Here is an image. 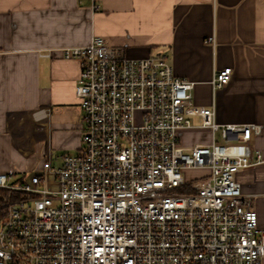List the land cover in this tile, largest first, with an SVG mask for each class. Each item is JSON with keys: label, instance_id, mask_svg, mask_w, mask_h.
Returning a JSON list of instances; mask_svg holds the SVG:
<instances>
[{"label": "built area", "instance_id": "1", "mask_svg": "<svg viewBox=\"0 0 264 264\" xmlns=\"http://www.w3.org/2000/svg\"><path fill=\"white\" fill-rule=\"evenodd\" d=\"M61 55L80 67L81 147L57 165L48 153L24 182L0 174L15 192L0 206V264H263L264 231L235 178L264 164L249 147L259 127L217 124L163 54L128 58L92 35ZM230 79L214 72L212 91ZM190 130L208 141L183 147Z\"/></svg>", "mask_w": 264, "mask_h": 264}, {"label": "crops", "instance_id": "2", "mask_svg": "<svg viewBox=\"0 0 264 264\" xmlns=\"http://www.w3.org/2000/svg\"><path fill=\"white\" fill-rule=\"evenodd\" d=\"M92 35L128 58L165 55L173 75L193 84V104L214 107L217 124L259 127L249 147L264 160V0H0V174L11 182L37 173L48 153L57 165L80 149V67L61 49ZM225 67L230 82L212 91ZM200 131L181 132V145L207 142V131L203 141L181 140ZM235 178L264 231V164Z\"/></svg>", "mask_w": 264, "mask_h": 264}, {"label": "rangeland", "instance_id": "3", "mask_svg": "<svg viewBox=\"0 0 264 264\" xmlns=\"http://www.w3.org/2000/svg\"><path fill=\"white\" fill-rule=\"evenodd\" d=\"M192 123L193 124H198V122L197 121H192ZM195 132H198V131H195ZM206 133H205V131H200L199 132V135H200V137H202V138H197V136H195V135H189V134H186V135H184L183 137H182V141L184 142V143H193V142H195V141H203V140H205V135ZM198 135V136H199ZM216 143L217 144H222V142L219 140V137L217 136L216 137ZM51 161H52V164L53 165H55V163H56V161H54V159L52 158L51 159ZM38 172H40V170L39 171H37V173ZM182 173H183V175H184V177L186 178V179H192V178H198V177H201V176H204V175H206V172L205 171H203V170H186V171H182ZM178 192H180V193H184V191H178Z\"/></svg>", "mask_w": 264, "mask_h": 264}, {"label": "trees", "instance_id": "4", "mask_svg": "<svg viewBox=\"0 0 264 264\" xmlns=\"http://www.w3.org/2000/svg\"><path fill=\"white\" fill-rule=\"evenodd\" d=\"M15 196V192L0 189V206Z\"/></svg>", "mask_w": 264, "mask_h": 264}]
</instances>
